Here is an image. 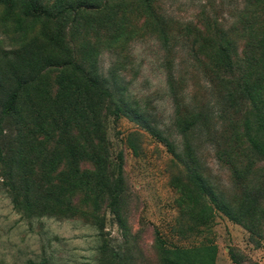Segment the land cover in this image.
<instances>
[{
  "label": "trees",
  "instance_id": "trees-1",
  "mask_svg": "<svg viewBox=\"0 0 264 264\" xmlns=\"http://www.w3.org/2000/svg\"><path fill=\"white\" fill-rule=\"evenodd\" d=\"M242 2L227 25L201 11L175 28L160 13L159 0H0L2 19L12 20L23 36L33 35L41 23L26 43L11 50L0 46V177L14 207L29 217H65L81 211L79 201L103 228L96 212L106 202L123 225V154L112 162L107 139L109 118L123 116L149 130L182 165L171 181L185 202L180 232L209 228L216 212L252 234L260 230L264 0ZM134 14L165 44L181 42L209 96L186 99L178 94L179 82L170 81L173 123L183 139L179 152L150 127L137 104L116 95L97 73L100 45L111 47L129 36ZM215 121H229L228 133L217 132ZM200 129L213 136L214 155L229 171V192L216 190L202 172L194 142ZM154 240L160 264H215L214 243L181 245L157 229ZM100 254L101 264H130L125 252L103 246Z\"/></svg>",
  "mask_w": 264,
  "mask_h": 264
},
{
  "label": "rangeland",
  "instance_id": "rangeland-1",
  "mask_svg": "<svg viewBox=\"0 0 264 264\" xmlns=\"http://www.w3.org/2000/svg\"><path fill=\"white\" fill-rule=\"evenodd\" d=\"M157 5L160 13L178 28L194 21L201 11L227 25L243 2L159 0ZM1 11L2 7L3 49L18 47L38 33L41 23L36 22L34 34L23 36L14 30L12 20L2 19ZM144 20L134 14L129 36L111 47L102 46L105 42L100 45L103 48L96 59L97 73L116 95L122 94L130 104H137L150 127L159 130L179 152L183 139L173 123L170 81L179 82L178 94L186 99L193 95L203 101L209 96L200 72L192 69L181 42L171 39L165 44L157 33L144 26ZM230 128L229 121H224L216 131L228 133ZM216 131L210 132L215 136ZM212 137L203 129L194 134L202 172L216 190L229 192V171L216 159ZM107 139L112 162L117 161L119 152L123 154L124 192L120 210L123 225L107 209L106 202L96 212L103 228L93 224L91 207L79 201L75 203L81 211L71 216H26L14 207L0 177V264H101L103 246L108 252L110 249L125 252L130 264H160L154 240L156 229L169 241L181 245L214 243L215 264H264V218L255 234L220 212H216L209 228H200L198 233L180 232L179 210L185 202L171 182L180 175V161L149 130L123 116L109 118Z\"/></svg>",
  "mask_w": 264,
  "mask_h": 264
}]
</instances>
